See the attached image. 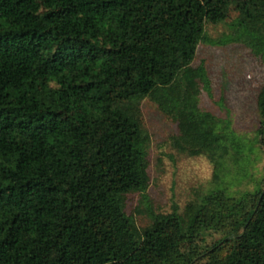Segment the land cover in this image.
Listing matches in <instances>:
<instances>
[{"label": "trees", "instance_id": "obj_1", "mask_svg": "<svg viewBox=\"0 0 264 264\" xmlns=\"http://www.w3.org/2000/svg\"><path fill=\"white\" fill-rule=\"evenodd\" d=\"M232 31L210 39L205 23ZM199 42H241L264 65V0H0V264H264L261 185L153 213L140 101L174 147L214 167L233 136L197 104ZM264 149V81L256 94ZM151 222L135 225L128 193ZM221 237L199 248L202 232Z\"/></svg>", "mask_w": 264, "mask_h": 264}, {"label": "rangeland", "instance_id": "obj_2", "mask_svg": "<svg viewBox=\"0 0 264 264\" xmlns=\"http://www.w3.org/2000/svg\"><path fill=\"white\" fill-rule=\"evenodd\" d=\"M236 13L219 23H205L204 33L210 39L221 38L232 31L230 23ZM202 66L209 89L200 90L198 107L210 113L233 136L234 146L216 168L204 155H190L177 150L172 142L175 122L161 112L149 98L140 101L141 131L145 137L148 185L145 195L153 213H168L174 205L178 212L201 195L219 188L239 199L261 185L264 149L258 143L259 125L256 94L264 81V65L241 42L196 46L192 67ZM139 193H128L124 211L139 228L148 226L151 216ZM199 248L219 239V232L205 230ZM195 264H201L197 261Z\"/></svg>", "mask_w": 264, "mask_h": 264}]
</instances>
